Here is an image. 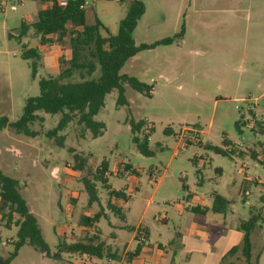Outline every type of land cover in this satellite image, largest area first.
<instances>
[{"label":"rangeland","instance_id":"1","mask_svg":"<svg viewBox=\"0 0 264 264\" xmlns=\"http://www.w3.org/2000/svg\"><path fill=\"white\" fill-rule=\"evenodd\" d=\"M220 1L198 0L197 12L186 10L188 4H180L181 0L143 1L146 11L132 32L136 45L173 38L180 32L182 38L140 50L124 63L120 73L150 85L152 93H139L125 85L127 103L123 105L116 103V90L107 93L104 106L94 116L104 124L101 135L92 137L85 132L80 137V128L70 123L60 132L63 144L59 146L45 132L56 125L60 114L43 112H38L42 120L29 125L39 132L35 136L17 134L8 127L0 130V169L18 181L49 249L57 251L61 241L76 242L84 235L81 218L94 214H98L95 225L104 242L101 257L85 259L64 250L61 259L47 258L24 245L10 264H128L124 250L134 249L132 238L138 225L149 228L151 245L159 241L172 246L176 230L172 221L164 226L156 219L169 207L165 202L185 203L188 191L201 193L218 185L224 189L227 183L234 184L233 210L241 218L253 211L264 219V186L250 185V194L242 192L245 175L264 181L260 162L264 160V134L249 126L239 132L237 126V121L250 118L249 101L257 113L264 109V0ZM128 3L93 0L85 8L86 22L94 23L98 17L115 33ZM225 4L227 13L213 10ZM179 5L183 12L178 15ZM43 7L37 0L0 3V116L9 121L21 116L27 98L39 94L38 80L56 75L69 60L66 43L54 62L57 68L51 70L38 61L33 77L30 60L21 56L26 41L34 44L29 34H21V23L37 19ZM99 74L97 69L93 78ZM73 77L79 79L78 74ZM132 121L141 123L138 131L132 132ZM193 128L199 130L198 140L190 131ZM134 137L146 144L150 155L138 151ZM224 140L230 144L225 146ZM238 142L243 146L238 147ZM209 144L234 152L215 153L206 147ZM70 148L86 158L83 171L73 169ZM251 150L258 152L259 161L250 156ZM242 161L247 168H242ZM101 163L106 165V182L90 175ZM216 165L225 167L223 176L214 171ZM86 175L96 189V202L88 203L81 181ZM159 178L163 179L157 185ZM111 189L123 190L129 197L126 202L117 199L114 205L121 207L119 211L108 206ZM3 211L0 201V215ZM255 230L252 263L264 264V224ZM16 232L14 224L5 226L0 221L2 257L12 251Z\"/></svg>","mask_w":264,"mask_h":264},{"label":"trees","instance_id":"2","mask_svg":"<svg viewBox=\"0 0 264 264\" xmlns=\"http://www.w3.org/2000/svg\"><path fill=\"white\" fill-rule=\"evenodd\" d=\"M40 3H46L47 6L37 12V19L31 24L36 35L40 36V43L51 42L47 36H54L55 41L60 43L67 41L70 48V59L67 66H60L56 75H49L38 80L39 94L27 98L23 106L21 116L9 121L6 116H0V130L8 127L17 134L35 136L39 132L29 129V125L36 120H42L38 112L48 114H60L56 125L45 132V136L62 146L63 136L60 134L68 124L75 123L80 128V137L89 132L92 137L99 136L103 133L104 124L96 121L94 116L104 106L105 95L111 90L117 91L118 105L126 104L124 95L125 85H128L134 91L149 94L151 86L144 84L135 77L120 73L124 63L133 57L138 51L151 49L158 45H168L176 38L181 37V32L173 38H163L151 44L136 45L132 32L139 18L145 11L143 0H129L126 13L118 23L116 33L112 34L109 30L95 18L93 24H87L85 21L84 10L79 8L83 0H67L61 4L59 0H37ZM28 26L21 23V32L24 34ZM104 32V34L102 33ZM21 56L30 60L32 76H35L37 63L40 60L39 52L35 48L23 47ZM63 61V59H61ZM100 74L93 78L96 70ZM78 74L79 79H73ZM141 127L140 122H131L132 132L138 131ZM251 130L255 133L264 134V124H257ZM168 132V130L166 131ZM136 147L144 155H150L151 151L147 149L146 144L139 143L134 137ZM224 142H226L224 140ZM223 142V143H224ZM215 153L222 155L230 154L217 146L209 147ZM73 153V169L83 171L86 167V158L81 154ZM252 153H254L252 151ZM106 172V165L101 163L91 174L93 179L106 182L103 177ZM82 183L88 194V203L98 201L96 189L88 175L81 178ZM111 195L119 196V191H111ZM0 201L5 206V211L1 212L0 221L5 226L14 224L17 227L16 239L12 242L13 249L6 256L0 255V264H10L17 256L19 249L24 245H29L42 255L52 259H61V251L86 254L90 257H101L104 251L102 242H96L95 237L84 238L72 243L61 241L59 249L51 251L44 241L41 230L33 213L30 212L25 199L19 191L18 181L3 173L0 169ZM228 201L220 195L213 198L211 210L214 212H223ZM225 204V205H224ZM224 205V206H223ZM115 211L112 206H109ZM98 217L95 215L92 219ZM264 224V219L259 212H250V216L240 222L239 228L243 231V239L237 246L232 247L222 258V261L230 256L239 254L240 259L245 264L251 263V232L259 224ZM141 232L144 240L140 239ZM136 247L128 253L132 258L137 255L138 251L145 245L146 234L143 229H137L135 234ZM64 264H72L65 261ZM255 264V262H254Z\"/></svg>","mask_w":264,"mask_h":264},{"label":"crops","instance_id":"3","mask_svg":"<svg viewBox=\"0 0 264 264\" xmlns=\"http://www.w3.org/2000/svg\"><path fill=\"white\" fill-rule=\"evenodd\" d=\"M197 1L198 0H181L182 3L180 4L187 2L188 6L186 7V10L189 9L190 11L197 12L199 10ZM211 1L221 2L220 0H211ZM226 1L227 0H223V2ZM42 4H44V7L47 6L46 3H42ZM225 5H220L219 7L214 8L213 10L215 12L227 13V5L226 6ZM83 10L85 15V9ZM145 11H146V6H145ZM182 12H183V5H179L177 14L179 15ZM95 18L99 19L98 17ZM34 21H31L29 23L23 22L25 25L28 26V29L24 34H29L34 40L33 45H28L29 42L26 41L23 44V47L35 48L39 52L40 55L39 62L41 63V65L49 66L52 70L53 68L56 67V63L54 62L57 61L59 51L63 49V46L65 48V44L67 43V41L64 40L58 43L55 41V37L50 35L47 37L50 38L51 42L40 43V36L36 35L33 31V28L31 27V24ZM85 21H86V15H85ZM87 24H93V23H87ZM109 32L114 34V31L112 29L109 30ZM102 33L104 34V32ZM21 34L23 33L21 32ZM10 36L12 35L9 34V37ZM17 37L20 36L18 35ZM157 40L159 39H156L155 41ZM155 47L151 48V50L155 49ZM68 54L70 59V48ZM166 71L167 70L162 69L161 73H164L163 75H166ZM160 76H162V74H160ZM151 93H152V87L151 90L149 91V94ZM255 109H256L255 104L249 101L247 104V110H246L247 113L251 115L252 113L256 112ZM237 126L239 132H242L243 128L246 127V125H244V119L237 121ZM228 144H230L229 141L224 142L225 146H227ZM210 146H214V145L209 144L206 147L209 148ZM223 150H227V149H223ZM233 152L234 150L230 154H232ZM253 152L254 153H251L250 156L258 160L259 157L258 152L256 150H253ZM238 153L239 155H243L242 151H239ZM244 155L246 154L244 153ZM260 162H262L264 165V160H261ZM201 164H203V162H201ZM214 171L219 175V177L223 176L226 173L225 167L221 165H216L214 167ZM106 173L107 170L105 174ZM250 177L253 178L254 176H250ZM104 178L106 180V177ZM162 179L163 178H159V180H157L158 182L155 181V183L157 182L158 185L159 183H161ZM244 183L246 186V188H244L242 191L244 195L250 194L247 188L250 185L264 186V181L260 180L259 178L258 180L245 179ZM215 184L217 186L218 183ZM225 186L226 187L222 189L218 185V187L204 190V192L201 193L195 191H188V195L186 197L185 203L174 202L173 200L169 202H165L166 204L168 203L169 207L166 208L163 211V214L157 217L156 219L160 221L164 226L167 225L168 221L170 220L172 221L173 227L176 228L174 232L175 237L172 241V246H166L159 241H155L156 243L154 246L151 245V243L149 242V236H150L149 228L145 226L141 227V225H138L137 229L142 228L146 234L145 245L141 247L137 255H135L132 258H129L128 253L132 252L136 247V241L134 235V237L132 238V240H134L132 241L134 243V249L132 251L129 249L124 250L125 257L129 259L128 264H245L244 262L241 261L238 253L235 255H230L224 260V262L222 261V258L227 254V252L232 247L237 246L241 243L244 233L239 228V224L241 221L246 220L250 216L249 215L247 218H241L240 215L233 210L236 201L234 197L235 192L234 190L231 191V188L233 189L234 184L227 183L225 184ZM111 191H119L121 193V195L119 196L111 195L108 204V206H112L115 209H117L116 211H119L121 207H117L116 205H114L116 204L117 199L126 202L129 199V197L125 194L123 190L111 189ZM246 191L248 192V194H245ZM215 195H220L228 201L227 205L224 204L225 210L223 212H214L211 210L213 198ZM261 199L264 200V196H262ZM150 202H151L150 199H148L147 205ZM95 215L97 214H94L92 217L83 216L81 218L80 222L84 226L82 228L80 227L79 228H80V232L81 231L84 232V235L82 237H79L77 241L82 240L86 237L87 238L95 237L96 242H102L99 239V230L95 225L97 218L94 220H89L88 223L85 222L86 218L92 219ZM257 227L258 225L255 227V229ZM255 229L251 232L250 237L255 233L256 231ZM251 242H252V237H251ZM102 243L104 246V242ZM79 255L83 259L90 258V256H87L86 254H79ZM254 257L255 255H254L253 242H252L251 258H250L251 263Z\"/></svg>","mask_w":264,"mask_h":264},{"label":"built area","instance_id":"4","mask_svg":"<svg viewBox=\"0 0 264 264\" xmlns=\"http://www.w3.org/2000/svg\"><path fill=\"white\" fill-rule=\"evenodd\" d=\"M24 0H0V3L3 4L4 2H18V3H22ZM61 4H65L67 2V0H59ZM93 0H83L82 3L79 5L80 9H85L86 7H88L91 2ZM118 1H122V0H118ZM2 9V8H0ZM248 100V99H247ZM257 124H264V110H262L261 112L257 113H252L250 115L249 119L244 120V125L249 126L250 129H252L254 126H256ZM190 131L195 132L196 134V139L198 140V135H199V130L196 129H190ZM146 139H149V137H147ZM238 147H242L243 143L242 142H238L237 143ZM228 152H232L233 148H228L227 149ZM242 168H247V163L246 162H242ZM244 179H249V180H258V177H253L251 178L250 176H246L244 177ZM245 194H248V192L246 191ZM141 240H144L143 237V233L141 232V236H140Z\"/></svg>","mask_w":264,"mask_h":264}]
</instances>
